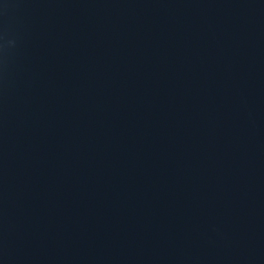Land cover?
Returning a JSON list of instances; mask_svg holds the SVG:
<instances>
[{"label":"water","instance_id":"obj_1","mask_svg":"<svg viewBox=\"0 0 264 264\" xmlns=\"http://www.w3.org/2000/svg\"><path fill=\"white\" fill-rule=\"evenodd\" d=\"M124 264H264V100L202 182Z\"/></svg>","mask_w":264,"mask_h":264}]
</instances>
